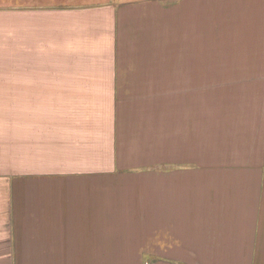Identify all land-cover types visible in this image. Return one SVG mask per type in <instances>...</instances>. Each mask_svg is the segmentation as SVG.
Returning a JSON list of instances; mask_svg holds the SVG:
<instances>
[{
    "label": "crops",
    "instance_id": "obj_1",
    "mask_svg": "<svg viewBox=\"0 0 264 264\" xmlns=\"http://www.w3.org/2000/svg\"><path fill=\"white\" fill-rule=\"evenodd\" d=\"M0 48V264H264V0L28 5Z\"/></svg>",
    "mask_w": 264,
    "mask_h": 264
},
{
    "label": "rangeland",
    "instance_id": "obj_2",
    "mask_svg": "<svg viewBox=\"0 0 264 264\" xmlns=\"http://www.w3.org/2000/svg\"><path fill=\"white\" fill-rule=\"evenodd\" d=\"M106 1L117 3L120 1L126 2H142V0H0V12L9 10H18L23 6L28 5H65V4H98ZM145 1V0H143ZM170 1V0H166ZM174 1V0H172ZM7 49L0 48V69L8 65H19L18 50L5 51Z\"/></svg>",
    "mask_w": 264,
    "mask_h": 264
}]
</instances>
